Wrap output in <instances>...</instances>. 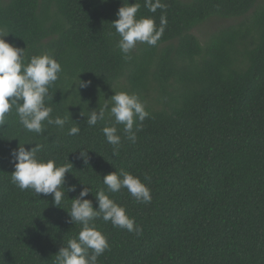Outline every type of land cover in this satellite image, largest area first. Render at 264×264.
<instances>
[{"label": "trees", "instance_id": "obj_1", "mask_svg": "<svg viewBox=\"0 0 264 264\" xmlns=\"http://www.w3.org/2000/svg\"><path fill=\"white\" fill-rule=\"evenodd\" d=\"M262 1L161 0L166 7L153 13L145 0H0V29L26 50V62L47 51L61 63L47 104L53 118L71 115L81 129L69 136L71 119L63 130L45 122L38 135L14 112L0 128V264H56L82 228L67 212L85 186L94 208L104 189L142 228L137 235L97 219L110 245L98 264H264ZM135 2L137 19L152 18L159 28L165 15L167 24L157 45L138 43L125 58L111 23L123 3ZM204 25L202 41L195 33ZM78 77L90 86L77 89ZM120 91L137 94L150 116L134 144L117 125L114 155L102 131L113 121L88 127L86 117ZM19 143L43 145L39 158L73 165L64 187L76 191L60 207L51 194L12 182L10 153ZM121 169L147 185L150 203L126 188L107 193L103 177Z\"/></svg>", "mask_w": 264, "mask_h": 264}, {"label": "clouds", "instance_id": "obj_2", "mask_svg": "<svg viewBox=\"0 0 264 264\" xmlns=\"http://www.w3.org/2000/svg\"><path fill=\"white\" fill-rule=\"evenodd\" d=\"M144 6L153 13L166 7L161 0H145ZM140 7L136 2L131 5L123 3L116 14L117 19L111 23L119 35L116 47L125 58H128V54L138 43L157 45L167 24L165 15L160 17L159 28L152 18L137 19L136 14ZM8 35L6 30L0 29V128L7 124L8 116L14 112L19 123L28 132L43 134L45 122L63 130L71 119L73 126L68 129L67 134L78 135L81 129L71 115H57L53 118V108L47 104L48 100L53 101L49 89L63 72L61 63L47 51L32 56L26 62V50L7 42L5 38ZM77 79V89L90 86V81H82L79 77ZM81 115L84 116L82 112ZM149 116L150 113L146 111L145 104L137 94L120 91L104 100L99 110L90 111L86 124L94 127L106 118L113 121L112 126H106L102 131L106 142L113 145L115 155L122 141L117 125H123L125 138L134 144L137 141V132L141 131L143 121ZM24 145L19 143L10 153L15 169L11 174L12 182L22 191L32 189L36 196L51 194L54 206L60 207L66 192L76 191L75 186L67 189L64 187L66 173H71L73 165L68 161L58 166L54 158L47 161L39 158L38 153L42 151L43 145L35 144L30 150ZM87 152L80 151V157L85 164L88 163ZM102 182L107 186V193H118L126 188L138 203L147 204L152 200L151 190L147 185L138 176L123 169L104 176ZM89 193H92L91 189L85 186L78 196L71 199V209L67 212L69 222L80 224L82 228L78 237L69 239L67 246L60 248L56 255V264H98V258L110 248L107 236L95 224L99 218L130 233H142V228L127 214L126 208L110 198L104 189L95 195L98 208L93 207L91 200L85 199Z\"/></svg>", "mask_w": 264, "mask_h": 264}, {"label": "rangeland", "instance_id": "obj_3", "mask_svg": "<svg viewBox=\"0 0 264 264\" xmlns=\"http://www.w3.org/2000/svg\"><path fill=\"white\" fill-rule=\"evenodd\" d=\"M261 6H264V0L260 3ZM253 11L251 13L248 14L247 18L248 19H252L254 17L253 15ZM209 32V26L204 25L200 28L199 31H196V36L203 41V38L208 34Z\"/></svg>", "mask_w": 264, "mask_h": 264}]
</instances>
